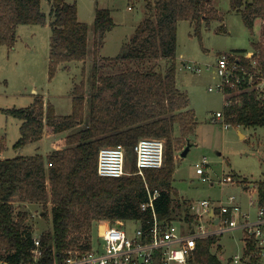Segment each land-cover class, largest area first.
<instances>
[{
    "label": "trees",
    "instance_id": "trees-1",
    "mask_svg": "<svg viewBox=\"0 0 264 264\" xmlns=\"http://www.w3.org/2000/svg\"><path fill=\"white\" fill-rule=\"evenodd\" d=\"M231 5L253 35L256 20H264V0H231ZM146 8V18L136 27L119 59L135 63L163 60L164 67L158 69L155 63L145 69L124 68L101 74L102 67L96 60L115 20L108 8H96L92 87L87 94L84 82L75 86L72 112L58 114L40 95L28 107H0V111L22 120L15 148L38 141L45 134L68 132L54 142L61 148L47 157L37 153L0 159V262L57 264L69 249L90 246L96 221L110 225L135 220L147 227L153 223L154 214L152 208L143 209V204L155 190L159 195L154 209L161 224L180 215L188 222L196 219L190 213V204L176 199L173 186L177 153L183 151L185 140L197 128L190 97L177 83L178 23L194 22V34L201 38L202 27L223 21L224 15L214 6V0H148ZM49 19V72L53 77L59 67L85 61L89 54V24L79 20L77 3L51 0L49 18L42 0H0V45L14 47L19 25H46ZM216 30L226 31L225 24ZM252 46L264 74V42L253 40ZM248 52L240 49L228 54L233 61L239 56L240 63L249 67L250 60L244 57ZM232 99L233 104L224 107L228 123L264 126V100L254 89L233 94ZM143 137L164 138L166 143L164 165L145 168L142 175L136 173L134 147ZM117 144L126 147L131 174L102 177L97 172L99 150ZM242 181L252 182L246 178ZM255 184L259 205L264 206V179ZM28 203L42 204L44 216H48V208L52 213V228L40 234L44 255L38 261L32 252L35 231L27 221L29 213L17 210ZM216 241L217 236L198 239L190 263L224 264L212 251ZM248 244L252 249V243Z\"/></svg>",
    "mask_w": 264,
    "mask_h": 264
},
{
    "label": "rangeland",
    "instance_id": "rangeland-1",
    "mask_svg": "<svg viewBox=\"0 0 264 264\" xmlns=\"http://www.w3.org/2000/svg\"><path fill=\"white\" fill-rule=\"evenodd\" d=\"M77 3L78 18L89 24V52L87 62L71 61L68 66L58 68L51 77L50 64V19L46 25L21 24L17 28V40L14 47L0 45V107L22 108L31 105L37 95L43 96L46 103L54 105L56 112L67 115L72 112V94L76 85L84 82L87 94L92 83V68L96 60V37L94 20L96 8H108L115 20L114 28L107 32L96 62L102 67L101 74H110L124 68H148L155 63L158 69L164 67L163 60L145 62H122L119 55L134 35L136 27L146 18L148 0H67ZM156 1V0H151ZM214 6L224 15L223 21H213L211 27L205 25L201 30V38L194 34L195 23L181 20L178 23L177 49V83L190 97V107L196 112L197 128L188 139L191 149L185 157L177 153L173 186L175 197L181 203L191 204L193 200L209 198L211 200L228 201L234 195L243 212L255 215L257 205L250 204V194L258 198L257 187L246 189L238 180L246 177L248 181L264 179V126H234L226 128L223 121H213L217 111L225 108V94L219 90L210 91L209 87L218 82L214 74L218 57L240 49L252 51V41L264 42V22L257 23L254 34L244 24L241 14L232 10L231 0H214ZM43 10L50 18L51 0H42ZM225 24L226 31L216 29ZM184 64L203 68L202 72L190 71ZM209 67L210 69H207ZM88 114V109H86ZM88 119V116L87 118ZM22 120L16 116L0 111V152L2 157L12 158L18 155L34 153L36 146L47 157L57 136L44 137L40 142H31L21 148L14 144L19 139ZM239 130L242 131L239 134ZM68 133V132H66ZM166 143L164 138H161ZM187 140V142H188ZM186 140L184 145L187 144ZM2 148V149H1ZM184 149V147H183ZM135 155V154H134ZM206 159L205 176L196 171L197 163ZM131 174L130 162L127 161V174ZM224 176L231 177L229 182L221 184ZM15 205H18L17 203ZM18 207V206H17ZM17 210L29 213L28 223L34 227L36 235L52 228V213L48 208V216H44L40 203L21 204ZM180 215L176 226L184 221ZM211 226L210 219L205 220ZM183 226V225H182ZM108 227L105 221H96L92 228L93 239L102 236ZM129 234L138 228V222H123ZM242 231L236 230L217 236L213 244L214 252L225 261L228 257L244 254ZM215 245V246H214ZM213 249V248H212ZM0 264H3L2 261Z\"/></svg>",
    "mask_w": 264,
    "mask_h": 264
},
{
    "label": "built area",
    "instance_id": "built-area-1",
    "mask_svg": "<svg viewBox=\"0 0 264 264\" xmlns=\"http://www.w3.org/2000/svg\"><path fill=\"white\" fill-rule=\"evenodd\" d=\"M253 55V51L244 55L250 60L249 67L240 63L239 56H235L233 61L228 53L219 55L214 69L218 82L210 86L209 90H219L225 94V107L233 104V93L243 90L254 89L264 100V74L258 58ZM184 65L190 71L200 73L203 70L200 66ZM212 120L223 121L226 128L232 125L226 121L224 110L217 111ZM134 153L136 173L143 175L145 168H160L164 165L165 142L157 137H143L135 145ZM127 161V150L123 144L103 146L98 153L97 172L102 177L124 176L127 174ZM206 163L204 159L196 165V171L203 176L204 181L208 180L205 176ZM230 180L231 177L225 176L220 182L225 184ZM158 195L159 191L155 190L149 202L143 204V209H153L154 220L151 225L144 227L138 223V228L129 234L123 223L110 224L100 238L94 240L92 235L88 248L76 246L69 249L57 264H190L198 239L236 230L242 231L247 250L244 256L235 255L233 264H247L250 261L264 264V206L259 205L253 193L250 194V204L257 205L255 215L243 212L234 195L229 196L228 201L214 202L205 198L190 204V213L196 219L188 222L184 229L177 227L174 221L164 225L158 221L154 209V200ZM206 219H210L212 226H207ZM248 242L252 243V249H249ZM32 252L35 261L44 255L41 235L34 236Z\"/></svg>",
    "mask_w": 264,
    "mask_h": 264
},
{
    "label": "crops",
    "instance_id": "crops-1",
    "mask_svg": "<svg viewBox=\"0 0 264 264\" xmlns=\"http://www.w3.org/2000/svg\"><path fill=\"white\" fill-rule=\"evenodd\" d=\"M260 22H264V20H262V19H257L256 20V22H255V25L257 24V23H260ZM93 50H94V45H93ZM90 53H91V51L89 52V54H88V57L87 58H90L91 57V55H90ZM100 53L101 54H103L104 55V53L102 52V48L100 49ZM104 56H106V55H104ZM106 57H112V56H106ZM79 62H87V59L85 60V61H79ZM67 66H68V63L66 64ZM238 93V92H237ZM237 93H233V94H237ZM233 96V95H232ZM72 98H73V94H72ZM70 114V113H69ZM242 133V131L241 130H239V134H241ZM67 135V133L66 132H62V133H58V134H51V135H48V134H45L44 136H43V138L44 137H47V136H57V137H55V139L53 140V147H52V150H50V152L51 151H53L54 149H59V148H61L60 146H55L54 145V142L56 141V140H58V139H60V138H63V137H65ZM43 138H41L40 140H38V141H34V142H40V141H42L43 140ZM2 149V148H1ZM49 152V153H50ZM182 152V151H181ZM181 152H180V154H181ZM37 153H40V154H42L41 152H40V150H39V146H36V148H35V150H34V153L33 154H30V155H24V156H31V155H34V154H37ZM43 155V154H42ZM45 156V155H44ZM181 157V156H180ZM0 159H6V158H4V157H2V152H0ZM177 161H178V159H177ZM225 177V176H224ZM244 178H246V177H243L242 179H240V180H238L237 181V183H242V185L246 188V189H252V188H255V187H257L256 186V184H255V182L254 181H252V182H248V183H244L242 180L244 179ZM221 183V182H220ZM222 184V183H221ZM248 186V187H247ZM209 199V198H208ZM195 200H193V202H194ZM212 201H214V202H216V201H219V200H212ZM192 203V202H191ZM240 205V204H239ZM240 208H241V206H240ZM176 221L177 220H174V222L176 223ZM184 221H186V220H184ZM180 223H181V227L184 229V228H186V226L188 225V221H186V223H183L182 221H180ZM183 225V226H182ZM212 226V225H211ZM36 235V234H35ZM38 235H40V234H38ZM242 239H243V237H242ZM244 240V239H243ZM244 244H245V242H244ZM215 246V245H214ZM213 249H212V251L214 250V247H212ZM246 250H247V245L245 244V246H244V254H242L243 256L245 255V252H246ZM214 252V251H213ZM215 253V252H214ZM216 254V253H215ZM217 255V254H216ZM218 256V255H217ZM233 257L234 256H232V257H228L225 261H223L222 259V262L224 263V264H233V262H232V260H233ZM191 264V263H190ZM242 264V263H241Z\"/></svg>",
    "mask_w": 264,
    "mask_h": 264
},
{
    "label": "water",
    "instance_id": "water-1",
    "mask_svg": "<svg viewBox=\"0 0 264 264\" xmlns=\"http://www.w3.org/2000/svg\"><path fill=\"white\" fill-rule=\"evenodd\" d=\"M191 146H192V143L188 140L186 147L183 149L180 156L185 157L188 154V152L190 151ZM118 225H120V223H118ZM192 232H194V229L192 230Z\"/></svg>",
    "mask_w": 264,
    "mask_h": 264
}]
</instances>
